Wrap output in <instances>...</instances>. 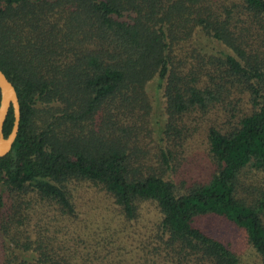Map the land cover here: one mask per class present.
<instances>
[{
  "label": "trees",
  "instance_id": "16d2710c",
  "mask_svg": "<svg viewBox=\"0 0 264 264\" xmlns=\"http://www.w3.org/2000/svg\"><path fill=\"white\" fill-rule=\"evenodd\" d=\"M0 70L19 104L0 155V264H242L208 215L264 264V0H0ZM154 78L166 114L152 160L129 140L154 130L136 110ZM197 134L204 171L184 156ZM82 186L111 201L105 217L77 215ZM146 203L150 225L132 222L124 247Z\"/></svg>",
  "mask_w": 264,
  "mask_h": 264
},
{
  "label": "rangeland",
  "instance_id": "374dc122",
  "mask_svg": "<svg viewBox=\"0 0 264 264\" xmlns=\"http://www.w3.org/2000/svg\"><path fill=\"white\" fill-rule=\"evenodd\" d=\"M200 41H206L208 48H212V50L220 49L222 48L220 45H218L215 41H207L208 39H202L199 38ZM147 94L149 97L150 105V114L147 106V100L144 105L138 107L136 110H138L139 115L138 117L143 116L142 121H148L149 120V125L154 128V130L149 129L148 132L144 131V136L138 135L136 139L131 138L130 136V142L131 139L133 140L131 143L134 146L135 151L138 150H144L147 147L151 148L153 151L152 153V160L154 157L155 149H156V144H154V139H156L159 133L160 127L163 125V120L165 118V109L163 106V99L160 94V88L158 85V80L156 78L150 80L147 85ZM176 128L178 126L175 125ZM187 141H189L190 146L187 151V154L184 156L192 157V159L195 161L193 164H189V167L191 169L197 168L199 169L200 166H202V170L199 169L200 171H204L203 165L208 164L209 158L206 155V146L204 140H202V137L197 134L194 135L193 137L189 138ZM181 155L178 153V147L175 148L174 155ZM137 155V154H136ZM183 156H179V159ZM177 168H182L177 166ZM264 184V183H263ZM81 197H80V206L77 215H81L84 217L86 220L91 217L94 212H97L98 215L104 216L105 214L108 213V210H105V206L110 209L112 206L111 201L106 197L105 193L99 189L96 190V187H87L83 191V186L81 187L80 190ZM147 204V203H146ZM146 211L144 214L138 219L131 220L130 223L125 221L123 224L124 229L121 232V235L118 239V241H121V245L124 247L131 246V241L132 237L134 235L133 233V225L135 222H141L143 223V230L146 227H149L150 225V219L153 217L154 213V207L151 204H147L146 206ZM84 210H88L87 213H83ZM113 216V215H111ZM116 218V216H114ZM133 222V223H132ZM133 225H132V224ZM98 225L101 227L103 224L105 225L104 218H99ZM203 224L205 228L213 233L220 232L222 233L221 235L223 237H226L229 239L230 243L232 246H234V249L239 253L241 257L242 264H260L259 258L257 255H255L252 251V249L247 245L246 240H245V234L244 231L240 228H232L230 227L229 223L227 221H223L217 216L213 215H208L204 218ZM100 227V228H101ZM128 232V233H127ZM119 234V233H118Z\"/></svg>",
  "mask_w": 264,
  "mask_h": 264
},
{
  "label": "water",
  "instance_id": "95a60500",
  "mask_svg": "<svg viewBox=\"0 0 264 264\" xmlns=\"http://www.w3.org/2000/svg\"><path fill=\"white\" fill-rule=\"evenodd\" d=\"M12 111V124L6 135L2 133V122L8 108ZM19 119V104L15 89L9 79L0 70V155L10 148L17 131Z\"/></svg>",
  "mask_w": 264,
  "mask_h": 264
}]
</instances>
